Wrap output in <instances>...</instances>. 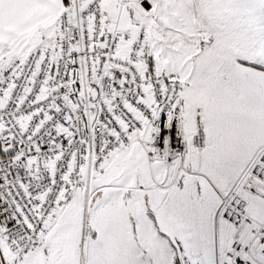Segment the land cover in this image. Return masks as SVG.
I'll return each mask as SVG.
<instances>
[{
  "label": "snow or ice",
  "instance_id": "obj_1",
  "mask_svg": "<svg viewBox=\"0 0 264 264\" xmlns=\"http://www.w3.org/2000/svg\"><path fill=\"white\" fill-rule=\"evenodd\" d=\"M0 264H264V0H0Z\"/></svg>",
  "mask_w": 264,
  "mask_h": 264
}]
</instances>
